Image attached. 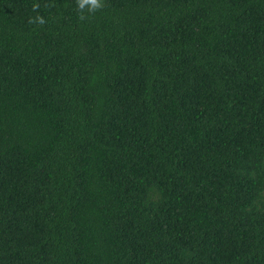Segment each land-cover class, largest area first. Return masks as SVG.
<instances>
[{"label":"trees","instance_id":"trees-1","mask_svg":"<svg viewBox=\"0 0 264 264\" xmlns=\"http://www.w3.org/2000/svg\"><path fill=\"white\" fill-rule=\"evenodd\" d=\"M0 264H264V0H0Z\"/></svg>","mask_w":264,"mask_h":264},{"label":"clouds","instance_id":"clouds-1","mask_svg":"<svg viewBox=\"0 0 264 264\" xmlns=\"http://www.w3.org/2000/svg\"><path fill=\"white\" fill-rule=\"evenodd\" d=\"M88 7L89 12H93L96 9L102 7V0H79V8L81 11H83V9L85 7ZM38 7V5L34 6V10ZM84 17L81 16V19H83ZM30 22H38L40 24H43L45 21L42 17L37 16L35 17V19L33 21Z\"/></svg>","mask_w":264,"mask_h":264}]
</instances>
